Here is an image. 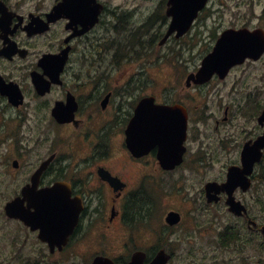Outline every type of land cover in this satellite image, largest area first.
<instances>
[{"label":"flooded vegetation","instance_id":"1","mask_svg":"<svg viewBox=\"0 0 264 264\" xmlns=\"http://www.w3.org/2000/svg\"><path fill=\"white\" fill-rule=\"evenodd\" d=\"M209 5L163 43L169 0L147 11L131 0H0V214L14 250H39L29 262L93 247L92 261L144 251L150 264L164 250L168 264H264V148L250 187L233 192L247 213L231 212L225 192L209 201L208 190L264 137V16L226 23L205 16ZM228 32L251 40L250 55L223 52L222 74L189 81ZM185 40L200 59L179 52ZM154 198L165 214L143 225ZM13 201L26 217L79 209L68 244L52 252L40 230L7 217ZM172 212L180 222L169 225ZM147 237L154 243L137 246ZM114 245L127 255L114 257Z\"/></svg>","mask_w":264,"mask_h":264},{"label":"water","instance_id":"2","mask_svg":"<svg viewBox=\"0 0 264 264\" xmlns=\"http://www.w3.org/2000/svg\"><path fill=\"white\" fill-rule=\"evenodd\" d=\"M208 0H170V8L168 15L173 18L171 23V28L166 36L165 40L175 31H178V36L186 33L191 27L193 21L198 17L199 12L204 9ZM163 41V42H164ZM251 40L243 33L228 32L219 42L215 52L205 59L203 62V67L200 69L197 75H193L189 78L195 79L197 83H203L210 79L213 73H222V55L223 52L229 57L234 59H245L250 55L251 51ZM166 110V109H165ZM261 121H264V113L261 117ZM264 148V137H260L254 145H248L245 148L243 156V168L231 167L228 170V180L226 183L219 185L218 183H211L208 185V190L211 192L215 191L216 194L209 196V201L211 198L215 197L217 194L225 192L229 195L228 205L230 206V211L236 213L237 215H242L243 212H247L245 207L239 202H236L233 197V192L236 188L242 187L247 190L250 187L249 179L246 175L251 174L254 164L260 161V150ZM7 215L11 218L21 217L27 225H30L33 230H40V239L48 242L50 244L52 252L55 246L62 247L65 245L73 233L75 225L79 216V209L75 214L61 215L58 213L51 215H40V211L26 217L20 215L16 212V206L13 203H9L6 206ZM38 221L43 224H38ZM180 221V216L176 213H170L167 217V222L169 224H176ZM47 226H46V225ZM264 235V228L262 230ZM169 256L165 251H160L153 262L150 264H167ZM146 259V254L143 252H137L132 256L129 264H144ZM93 264H115V262L106 257H97Z\"/></svg>","mask_w":264,"mask_h":264},{"label":"rangeland","instance_id":"3","mask_svg":"<svg viewBox=\"0 0 264 264\" xmlns=\"http://www.w3.org/2000/svg\"><path fill=\"white\" fill-rule=\"evenodd\" d=\"M162 1L163 0H155L152 2L153 4H148V2H145V0H131V4L133 5V9L135 8L134 6H138L147 11L150 8L149 6L154 7L157 4H160ZM205 16L224 17L226 18V23L230 18L234 17L242 18L241 21L248 22L251 21L249 19H252L254 17L264 16V0H212L209 6V11L205 14ZM187 43V40L183 42L181 41L179 52L180 50H183V55H185L187 59H189L191 56H199L200 59V47L193 49L188 48ZM169 69L165 67L164 71L169 72ZM222 171V169L217 167L214 169L206 170L205 173H207L208 177H216L220 176ZM195 177L197 178V173H195ZM196 178H192V182H194L195 185H193V188H190V191L187 192V198L191 200H194L193 198L195 197V194L199 193V190L197 189L199 188L200 183ZM150 204L154 207L155 214L156 211H158L160 216L162 210L165 214V211L167 209L166 202L154 198L150 201ZM259 215L261 220L264 222V214L261 213ZM4 219L5 218L0 214V264H35L34 261L29 262L27 259L40 260L37 255V252L39 250L32 248V246H19L18 252L16 249L14 250V248L11 247L12 232H10L9 229L5 230L6 226ZM90 236L91 237L89 239L92 240L94 236ZM125 238L128 239V236H126ZM261 240L263 239L261 238ZM153 243L154 241H151L148 237L146 238V242H144L143 240H137V246H142V248H145L146 246H149ZM93 251V247H87L80 251H78V247H72L68 249L67 253H64L63 255L41 259V264H91V261L95 255V253L94 255H92ZM119 251L121 250H118L117 245H114L112 247L113 256L116 258H118L119 256H125L128 253L123 250L121 252Z\"/></svg>","mask_w":264,"mask_h":264},{"label":"trees","instance_id":"4","mask_svg":"<svg viewBox=\"0 0 264 264\" xmlns=\"http://www.w3.org/2000/svg\"><path fill=\"white\" fill-rule=\"evenodd\" d=\"M151 211H152V208H151L150 205H149V206H148V214H149ZM144 218H145V216L140 217L141 220L144 219ZM118 264H127V262H121V261H119Z\"/></svg>","mask_w":264,"mask_h":264},{"label":"snow or ice","instance_id":"5","mask_svg":"<svg viewBox=\"0 0 264 264\" xmlns=\"http://www.w3.org/2000/svg\"><path fill=\"white\" fill-rule=\"evenodd\" d=\"M38 196H44L45 194L44 193H38L37 194ZM35 211H39V206L37 205L35 208H34Z\"/></svg>","mask_w":264,"mask_h":264},{"label":"bare ground","instance_id":"6","mask_svg":"<svg viewBox=\"0 0 264 264\" xmlns=\"http://www.w3.org/2000/svg\"><path fill=\"white\" fill-rule=\"evenodd\" d=\"M263 115V114H262Z\"/></svg>","mask_w":264,"mask_h":264}]
</instances>
